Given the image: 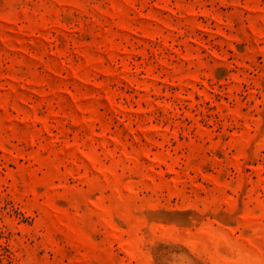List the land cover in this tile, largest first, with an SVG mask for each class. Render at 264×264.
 Wrapping results in <instances>:
<instances>
[{
	"label": "rangeland",
	"instance_id": "1",
	"mask_svg": "<svg viewBox=\"0 0 264 264\" xmlns=\"http://www.w3.org/2000/svg\"><path fill=\"white\" fill-rule=\"evenodd\" d=\"M0 264H264V0H0Z\"/></svg>",
	"mask_w": 264,
	"mask_h": 264
}]
</instances>
